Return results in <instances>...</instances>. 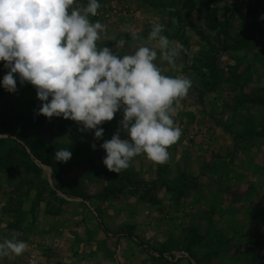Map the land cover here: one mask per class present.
I'll return each instance as SVG.
<instances>
[{"label": "crops", "instance_id": "obj_1", "mask_svg": "<svg viewBox=\"0 0 264 264\" xmlns=\"http://www.w3.org/2000/svg\"><path fill=\"white\" fill-rule=\"evenodd\" d=\"M183 2L99 0L101 7L90 19L106 26L98 43L121 55L133 51L129 47L133 43L130 31L139 34L137 46L151 43L147 36L152 23L162 24L163 34L170 41L184 45L186 52L174 64L161 61L158 49L155 61L165 75L187 76L193 82L174 118L182 134L168 148L166 163L185 166L188 175L199 178L210 155L235 152L239 157L244 152L248 158H255L264 153V133H258L262 131L260 124L248 145L236 148L235 143L237 131L244 132V118L264 113L256 103L237 104L239 95L253 97L264 88V0H215L212 6L216 28L208 25L204 9H191ZM175 13L180 17L175 18ZM121 39L126 41L122 48L117 45ZM207 55L216 57L214 69L206 64ZM4 74L0 63V78ZM30 103L38 107L41 104L30 84L18 83L16 93L0 87V112L17 111ZM119 119L121 115L117 113L102 125L104 130L107 127L103 139L117 131ZM28 136L50 147L67 148L80 143L85 155L82 161L72 164L69 172L56 176L50 165L35 159L43 168L40 179L47 181V188L23 166L0 172V240L11 238L15 231L28 245L21 256L2 258L0 264H198L190 252L158 249L167 244L172 230L185 222L191 210L170 201V193L159 196L158 205H148L129 194L105 199L104 188L110 178L101 159L106 155L99 148L103 140L95 141L92 132L82 133L76 122L57 117H45L44 127H30ZM121 138H125L124 133ZM92 143L97 144L96 150L90 147ZM250 162L254 170L259 167L256 160ZM158 164L141 154L131 160L129 169L140 174L141 179L155 181ZM255 176L258 179L252 181L260 182L261 175ZM259 211L253 208L250 214L260 215ZM258 218L254 217V228L262 225ZM253 257L264 264V238L254 245Z\"/></svg>", "mask_w": 264, "mask_h": 264}, {"label": "clouds", "instance_id": "obj_2", "mask_svg": "<svg viewBox=\"0 0 264 264\" xmlns=\"http://www.w3.org/2000/svg\"><path fill=\"white\" fill-rule=\"evenodd\" d=\"M99 0H0V63L5 74L0 87L8 93L20 86L34 87L41 102L34 115L76 122L78 131L92 132L106 155L102 163L120 173L141 154L156 163L169 158L168 148L182 130L174 118L193 82L187 76L165 75L155 63L172 65L185 53L184 45L164 35L152 23L147 41L136 45L139 34L129 32L133 51L121 55L98 43L106 31L92 21ZM264 20V15L261 16ZM126 41L117 42L122 48ZM120 113L117 131L103 139L105 122ZM124 133L125 138H121ZM96 150L97 144L90 145ZM72 152L60 148L53 159L67 162ZM13 231L0 240V259L21 256L28 245Z\"/></svg>", "mask_w": 264, "mask_h": 264}, {"label": "rangeland", "instance_id": "obj_3", "mask_svg": "<svg viewBox=\"0 0 264 264\" xmlns=\"http://www.w3.org/2000/svg\"><path fill=\"white\" fill-rule=\"evenodd\" d=\"M258 125L264 126V113L257 118L252 115L244 118L245 133L237 131L236 148L252 141ZM248 156L244 152L239 157L235 152L210 155L197 186L186 190L181 197L178 193L170 194V201L191 210L185 222L172 230L167 244L158 247L159 251L190 252L198 264H263L254 259L253 249L264 238V153L255 158ZM252 159L256 160L258 169L251 167ZM163 164L168 168L161 177L172 181L171 184L183 180L181 175L187 174L185 166ZM256 174L261 175V181L254 183L252 179H258ZM166 194L164 189L159 190V196ZM253 208L260 210V215L252 216ZM254 217L257 221L260 217L263 226L254 228Z\"/></svg>", "mask_w": 264, "mask_h": 264}, {"label": "trees", "instance_id": "obj_4", "mask_svg": "<svg viewBox=\"0 0 264 264\" xmlns=\"http://www.w3.org/2000/svg\"><path fill=\"white\" fill-rule=\"evenodd\" d=\"M215 0H184L183 6H189L191 9L202 8L206 11L208 25L216 28V14L212 6ZM175 18H179V13H175ZM222 31L221 29L218 32ZM224 32V31H223ZM216 57L212 55L206 56V64L211 65L214 69ZM237 104L253 102L264 108V88L259 89L256 94L251 97L247 94H241L237 97ZM38 105L30 103L26 108H22L12 112H0V134L11 135L0 137V172L16 168L18 166L25 167L27 173H30L39 178V184L44 188L49 185L45 179H40L43 173V168L38 162L50 165L53 168V175H62L72 169V164L80 162L84 159L85 150L82 144L75 143L67 147L71 152V159L67 162H59L53 159L54 152L57 149L63 148L59 146L50 147L39 139H32L28 136L30 127L42 129L44 127L45 116L34 115V109ZM107 127L104 133L107 134ZM114 132H110L106 139H110ZM245 133V132H242ZM253 133V130H252ZM259 134L264 133V126ZM257 134V132H254ZM33 155V156H32ZM105 155L101 156L103 159ZM35 159L38 160L35 161ZM168 168L167 165L158 164L156 173L158 179L155 181H146L138 176V173L133 172L129 167L122 170L119 174L105 169L106 174L110 178L108 185L105 186V199L119 198L121 195H136L138 198L148 205H158L161 203L159 198V190L164 189L167 193H178V197L184 196L186 190H190L197 186L198 177L190 176L186 173L182 174L183 180L172 181L163 180L162 174ZM47 186V187H46ZM55 193L54 190H50ZM179 199V198H178ZM176 199V200H178ZM179 201V200H178ZM179 203V202H178ZM150 251H153L148 247Z\"/></svg>", "mask_w": 264, "mask_h": 264}, {"label": "water", "instance_id": "obj_5", "mask_svg": "<svg viewBox=\"0 0 264 264\" xmlns=\"http://www.w3.org/2000/svg\"><path fill=\"white\" fill-rule=\"evenodd\" d=\"M2 136H11V135H9V134H7V135H1V134H0V137H2ZM51 175H52V174H50V180L52 179V176H51ZM52 187L55 189L53 183H52ZM57 191H58V190H57ZM58 193L64 196V194H63L62 192L58 191Z\"/></svg>", "mask_w": 264, "mask_h": 264}]
</instances>
